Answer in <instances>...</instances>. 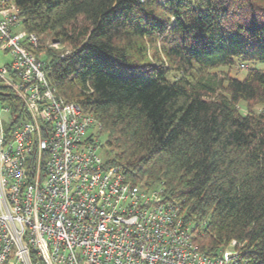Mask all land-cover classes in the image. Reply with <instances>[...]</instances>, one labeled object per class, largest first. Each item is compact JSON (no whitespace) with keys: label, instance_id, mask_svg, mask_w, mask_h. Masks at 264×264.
Wrapping results in <instances>:
<instances>
[{"label":"trees","instance_id":"1","mask_svg":"<svg viewBox=\"0 0 264 264\" xmlns=\"http://www.w3.org/2000/svg\"><path fill=\"white\" fill-rule=\"evenodd\" d=\"M15 2L51 85L106 133L107 163L164 186L201 250L235 240L264 264V69L230 74L264 64V0Z\"/></svg>","mask_w":264,"mask_h":264},{"label":"built area","instance_id":"2","mask_svg":"<svg viewBox=\"0 0 264 264\" xmlns=\"http://www.w3.org/2000/svg\"><path fill=\"white\" fill-rule=\"evenodd\" d=\"M38 43L0 0V264H247L235 240L201 250L164 186L107 163L101 125L51 85Z\"/></svg>","mask_w":264,"mask_h":264},{"label":"rangeland","instance_id":"3","mask_svg":"<svg viewBox=\"0 0 264 264\" xmlns=\"http://www.w3.org/2000/svg\"><path fill=\"white\" fill-rule=\"evenodd\" d=\"M157 46L159 47V44H157ZM52 48L54 49H58L59 51H61L63 54H66V53H69L72 51V47L69 46V45H61V44H58L56 43V45H51ZM147 53L149 55V57H152L153 56V53L155 51V48L154 46L152 45H147ZM9 57L7 55H0V62H4L6 60H8ZM248 67H257V68H263L264 69V64L263 63H256V62H251V63H248L247 66L245 67H242V66H236L234 67L233 69L230 70V74L234 77H238V78H243L246 73H247V69ZM224 70H227V69H224ZM224 76V73L221 72L219 70V77H223ZM262 106H257L256 107V110H259ZM99 140L101 142V144L104 145L105 141H106V133H103L101 132L100 135H99ZM100 152H102L104 155H105V148H103V150H100Z\"/></svg>","mask_w":264,"mask_h":264}]
</instances>
